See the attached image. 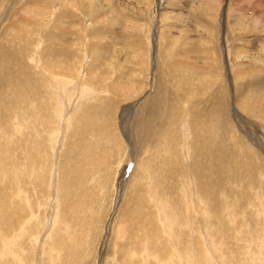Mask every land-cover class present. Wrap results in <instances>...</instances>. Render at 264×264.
<instances>
[{"label": "rangeland", "instance_id": "374dc122", "mask_svg": "<svg viewBox=\"0 0 264 264\" xmlns=\"http://www.w3.org/2000/svg\"><path fill=\"white\" fill-rule=\"evenodd\" d=\"M263 43L264 0H0V263L264 264V234L247 217L264 211V171L254 173L256 190L244 178L243 194L222 191L216 218L201 189L205 203L184 196L202 129L219 145L220 180H230L231 161L250 166L236 139L264 163V110L237 92L264 80ZM182 68L206 75L213 93L226 89L216 117L188 109L205 101L197 85L185 92ZM33 92L24 101L38 106L8 102ZM84 183L85 200V188L73 189ZM178 231L193 242L183 246Z\"/></svg>", "mask_w": 264, "mask_h": 264}, {"label": "bare ground", "instance_id": "6f19581e", "mask_svg": "<svg viewBox=\"0 0 264 264\" xmlns=\"http://www.w3.org/2000/svg\"><path fill=\"white\" fill-rule=\"evenodd\" d=\"M203 6V5H202ZM205 6V5H204ZM206 7V6H205ZM212 8V7H211ZM228 12V11H227ZM238 15V14H237ZM58 18V17H57ZM261 32V31H260ZM131 38V37H130ZM65 40V39H64ZM232 40V39H231ZM171 43V42H170ZM173 44V43H172ZM262 44V43H261ZM264 44V43H263ZM61 46V45H60ZM66 49V48H65ZM69 58V57H68ZM191 60V59H190ZM190 60H189V62H190ZM186 61V60H185ZM264 62V61H263ZM60 63H62V62H60ZM103 65H104V63H102ZM180 64H181V62H180ZM184 65V64H183ZM57 66V65H56ZM174 66V65H173ZM203 66V65H202ZM59 67V66H58ZM62 67V66H61ZM183 67V66H182ZM185 67H188L187 65H185ZM192 67V66H191ZM211 67V66H210ZM38 68V67H37ZM180 68V67H179ZM193 68V67H192ZM254 68H256V67H254ZM43 69V68H42ZM46 69V68H45ZM177 69V68H176ZM184 68H182V70H183ZM211 69V68H210ZM250 69V68H249ZM44 70V69H43ZM181 70V71H182ZM251 70V69H250ZM180 71V72H181ZM247 71H249V70H247ZM171 73V72H170ZM246 73V72H245ZM244 73V74H245ZM43 74V73H42ZM109 74V73H108ZM177 74V73H176ZM183 76H184V78L183 77H181V78H183V80H184V89H185V92L188 90V88L189 87H192V86H195V85H197V86H199L202 90V94H201V100L199 101V102H204L205 101V108H203V107H198V103H196L195 101H191L190 103H189V106H188V109H190L191 111H199V110H204L205 109V113L204 114H202L201 115V120L204 118V116H205V114L206 113H209L211 116H217V111H218V106L222 103V97H224V99L226 98L225 97V94L224 93H226L227 94V91H226V89L224 88L222 91H221V88H219L218 89V93L216 92V93H213L215 90H211L212 89V85L211 86H209L208 87V84H210V83H208L209 82V80H207V76L206 75H204V74H201V73H199V72H188L187 70H183L182 71V73H181ZM253 74V73H252ZM100 75V74H99ZM40 76H43V75H41L40 74ZM170 76V75H169ZM88 77V76H87ZM207 77V78H206ZM46 78V77H45ZM64 78V77H63ZM13 81V80H12ZM257 81V80H256ZM21 82L19 81V83H17V84H20ZM244 83H246L245 81L243 82V84ZM182 84V85H183ZM261 84H263V85H261ZM102 89V88H101ZM100 89V90H101ZM164 89V88H163ZM182 90V89H181ZM20 91H23V90H20ZM163 92V91H162ZM181 92V91H180ZM189 94H190V91H187ZM237 92H238V97H239V99L240 100H243V99H246V105H247V107L248 108H251L252 106L254 107L252 110H253V112H255V114H258V113H260L262 110H264V80H260V81H258V82H256V83H252L251 81L249 82V83H246L245 85H243L242 87H238L237 86ZM101 93V92H100ZM32 94V95H31ZM34 94H36V93H29V94H25V95H18L15 99H12V100H9L8 102H13V103H15V104H18V102L21 100V97L23 98V101H22V104H27L30 108L31 107H35V106H38L39 105V103L38 102H32V101H35V100H31V98H33V95ZM183 94V93H182ZM29 95H31L30 97V100L28 101H24V100H26L27 99V97H29ZM52 95H53V93H52ZM178 95H179V93H178ZM185 95V94H184ZM204 96V97H203ZM93 97H94V95H93ZM190 97V96H189ZM203 98V99H202ZM91 99V98H90ZM100 99V98H99ZM192 99V98H191ZM71 100V99H70ZM48 101V100H47ZM95 101V100H94ZM98 101H100V100H98ZM98 101H96V102H98ZM227 101V100H226ZM32 102V103H31ZM96 102L93 104V105H91L93 108L91 109V110H93V109H95V108H97V107H100L101 108V106L99 105V103L98 104H96ZM237 102V101H236ZM71 103V102H70ZM82 103H83V100H82ZM85 103V102H84ZM194 103H195V105H194ZM238 103V102H237ZM112 104V103H111ZM8 105L9 104H6V103H4V106L3 107H5V108H7L8 107ZM87 105V104H86ZM88 105H90V104H88ZM238 105V104H237ZM239 105H240V103H239ZM12 106V105H11ZM15 106H17V105H15ZM19 106V105H18ZM26 106V105H25ZM83 106V105H82ZM40 107V106H39ZM57 107V106H56ZM84 107V106H83ZM85 107H87V106H85ZM1 108V107H0ZM245 108V107H244ZM15 109V108H14ZM29 109V108H28ZM240 109V108H239ZM2 110V109H1ZM36 110H39V108H37ZM78 110H79V108H78ZM248 110H250L251 111V109H248ZM10 111V110H9ZM13 111V110H12ZM29 111H31L30 109H29ZM44 111V110H43ZM46 111V110H45ZM76 111V110H75ZM228 111V110H227ZM8 112V111H7ZM31 112H34V111H31ZM30 112V113H31ZM90 112V111H89ZM13 113V112H12ZM24 113V112H23ZM28 113V112H27ZM37 113V112H36ZM36 113H35V116H36ZM72 113V112H71ZM32 114V113H31ZM30 114V116H31V118H32V116H33V114L31 115ZM50 114V113H49ZM49 114H45V117H46V115H49ZM73 114H75V112L73 113ZM7 115V114H6ZM24 115V114H23ZM76 115H77V113H76ZM102 115V114H101ZM27 116V115H26ZM29 116V117H30ZM41 116H43V113L41 114ZM51 115H49V117H50ZM73 116V115H72ZM83 116V115H82ZM5 117V116H4ZM9 117V116H8ZM13 117V116H12ZM11 117V118H12ZM25 117V116H24ZM81 116H79V119H85V118H83V117H81ZM102 117V116H101ZM122 117V116H121ZM3 118V117H2ZM18 118V117H17ZM20 118V117H19ZM23 118V117H22ZM21 118V119H22ZM40 118H42V117H40ZM47 118V117H46ZM52 118V117H51ZM9 119V118H8ZM8 119H6L7 120V125L9 124L8 123ZM20 119V120H21ZM25 119V118H24ZM28 119V118H27ZM26 119V122L28 121ZM39 119V118H38ZM78 119V120H79ZM101 119V118H100ZM10 120V119H9ZM30 120V119H29ZM40 120V119H39ZM50 120V119H49ZM35 121V120H34ZM41 121H42V119H41ZM43 121H44V117H43ZM50 121H53V120H50ZM84 121V120H83ZM82 121V122H83ZM85 121H86V119H85ZM84 121V122H85ZM120 121H122L123 122V119L121 118L120 119ZM1 122V121H0ZM26 122H25V125H26ZM29 122V121H28ZM39 122V121H38ZM21 123V122H20ZM34 123V122H33ZM36 123V122H35ZM40 123V122H39ZM56 123H58V122H56ZM61 123V122H60ZM121 123V122H120ZM211 123H213V121L211 122ZM15 124V123H14ZM14 124H13V126H14ZM122 124V123H121ZM218 124H219V122L218 121H216V123L215 124H212V126H213V129H214V132H215V134H218ZM6 125V126H7ZM9 126H12V125H9ZM12 126V127H13ZM27 126V125H26ZM25 126V127H26ZM34 126H35V124H34ZM34 126H32V127H34ZM38 126V125H37ZM58 126H59V123H58ZM57 126V127H58ZM63 126V125H62ZM28 127V126H27ZM60 127V126H59ZM7 128V127H6ZM14 128H15V126H14ZM36 128V127H35ZM8 129H9V127H8ZM58 129V128H57ZM232 129H233V124H232ZM18 130V129H17ZM26 131V130H25ZM24 132V131H23ZM12 133V132H11ZM16 134V133H15ZM25 134V133H24ZM235 134V133H234ZM10 135V134H9ZM19 135V134H18ZM21 135V134H20ZM56 135V134H55ZM19 137V136H18ZM29 137H31V136H29ZM128 137V136H127ZM237 137V136H236ZM7 138H8V135H7ZM40 138V137H39ZM56 138H57V136H56ZM60 138V137H59ZM235 138V137H234ZM233 138V139H234ZM239 138V137H238ZM15 139V138H14ZM129 139V138H128ZM241 139V138H240ZM32 140H33V138H32ZM36 140H38V139H36ZM40 140V139H39ZM33 141H35V139L33 140ZM33 141L31 142V143H33ZM241 140H234L233 141V148L236 150V152H238V153H240V152H242V153H244V156H249L250 157V166L249 167H246V166H240V164H237L236 162H234V161H231V163H230V168H231V173H230V180L229 181H222V180H220L219 179V174H220V170H219V156H222L221 155V152H220V150H219V145H218V143H217V141H216V139H214V138H212V135H210V134H208L205 130H203L202 129V133H201V135L196 139V141H195V145H194V148H193V154L191 155V157H190V160H191V166H190V171H191V173H192V175H193V180L195 181V186H194V188H191L189 185H188V183L186 182V186H187V188H188V190H190V191H187V192H185L184 194V196L185 197H187V196H189L191 193L193 194H195V198L196 199H198V197H199V199H198V201H200V202H202V203H205V201L201 198V195L199 194V189H201L202 190V194L204 195L205 194V196H203V197H205V198H208V199H210V200H212V204H213V208H212V210H213V212H212V217H217V214H218V209L222 206V204L223 203H225V201H226V199L227 198H230L229 196L230 195H239V193L240 194H243V180H244V178H246L247 180H248V182H249V185H250V187H252V188H254L255 190H256V186H253V185H255V184H253L254 183V173H255V171H264V163H263V158L261 157V156H255V155H253L252 153H250V151H249V147L244 143V142H240ZM37 142V141H36ZM40 142V141H39ZM34 145V144H33ZM38 145H40V143L38 144ZM260 149H263V148H261V147H259ZM70 150V149H69ZM68 150V151H69ZM252 150V149H251ZM254 150V149H253ZM67 151V152H68ZM72 151V150H71ZM255 152H257V151H255ZM72 155V154H71ZM35 156V155H34ZM37 156V155H36ZM68 158V157H67ZM11 159V158H10ZM78 159V158H77ZM80 159V158H79ZM82 159V158H81ZM14 163H16V162H14ZM30 164H32L33 165V163H30ZM57 164V163H56ZM19 165V164H18ZM17 165V166H18ZM16 166V165H15ZM31 166V165H30ZM32 167V166H31ZM17 168V167H16ZM34 168V167H33ZM76 169H77V171L78 172H81V171H83V174H82V177L80 178V180L81 181H85V179H86V175H85V173L84 172H86V171H84V170H82L81 168H80V166L78 165L77 167H76ZM243 169V170H242ZM21 170V169H20ZM20 170H19V172H20ZM24 170V169H23ZM27 170V169H26ZM31 170V169H30ZM64 170H66L65 172H66V174H61V177L63 176L64 178H69V175L67 174L68 172H71V167H70V171H68L67 172V169H64ZM72 170H73V168H72ZM48 171V170H47ZM24 172V171H23ZM91 173V172H90ZM92 174V173H91ZM17 176V175H16ZM210 178H211V180H212V184H210L209 182H208V180H210ZM32 179V178H31ZM177 179L178 180H181V183L183 182L184 183V181H185V179H184V176L182 175V174H179L178 176H177ZM12 181V180H11ZM21 182V181H20ZM62 182V181H61ZM64 182L65 183H67L65 180H64ZM85 182H87V181H85ZM22 183V182H21ZM20 183V184H21ZM83 183V182H82ZM46 184V183H45ZM57 184V183H56ZM81 184V183H80ZM234 184H235V187H234ZM84 185H85V183H84ZM21 186V185H20ZM55 187V186H54ZM58 188V187H57ZM82 188H85V191H86V193H85V195H84V193H83V195H84V200H85V196H86V194H90L89 192V188L87 187V185H85V186H82V187H79V185L77 186V185H75L74 187H73V189H77V191H79V190H81ZM236 188V189H235ZM192 189H194V190H192ZM59 190H61L62 191V189H59ZM16 191V190H15ZM74 191V190H73ZM226 192L225 193V195H226V199L225 200H221L220 199V196H219V194L221 193V192ZM21 192V191H20ZM67 192V191H66ZM61 193V192H60ZM76 193V192H75ZM179 193V192H178ZM79 194V193H78ZM77 194V195H78ZM181 194H182V192H181ZM257 194H259V193H257ZM65 195V194H64ZM76 195V196H77ZM62 196V195H61ZM82 196V195H81ZM192 196V195H191ZM19 197H20V195H19ZM22 197V196H21ZM60 197V196H59ZM74 197V196H73ZM73 197H72V199H73ZM77 197H79L80 198V196H77ZM89 197V196H88ZM249 197H253V195H249ZM27 198V197H26ZM256 198H258V197H256ZM77 199V198H76ZM87 199V202L89 203V202H91L90 201V199L89 198H86ZM89 199V200H88ZM63 200V199H62ZM66 200V199H65ZM68 200V199H67ZM75 200V199H74ZM251 200H254V197L251 199ZM194 201H197V200H194ZM61 203V202H60ZM80 203V202H79ZM82 203V202H81ZM86 202H84V204H85ZM209 203V202H208ZM73 204V203H72ZM83 204V205H84ZM89 204H91V203H89ZM196 204V203H195ZM56 205H58V204H56ZM76 205V204H75ZM75 205H73V206H75ZM79 205V204H78ZM77 205V206H78ZM86 205H87V203H86ZM251 205H253V204H251ZM259 206H260V204H259ZM22 207V206H21ZM58 207H60V206H58ZM82 207V206H81ZM24 209H26L25 207H23ZM73 208V207H72ZM241 208H243V207H241ZM252 209V208H251ZM26 210H28V209H26ZM59 210V209H58ZM263 210V208L260 206V209H259V211L260 212H264V211H262ZM19 212L20 211H22V210H18ZM24 211V210H23ZM32 211V210H31ZM35 212V211H34ZM250 212L252 213L253 211L252 210H250ZM26 213V212H25ZM249 213V212H248ZM253 213H255V216L253 215V214H250V215H248L247 214V217L248 218H250V219H254V218H257L258 219V222H257V226L260 228V230H259V232H258V234H256V237H258V239H259V237L261 238V236L264 234V214H262V213H257V211H256V209H254V212ZM2 214H4V211H3V213ZM29 214V213H28ZM22 215H24V218H25V214H22ZM57 215V214H56ZM77 215V214H76ZM92 215V214H91ZM2 216V215H1ZM21 216V215H20ZM74 216H75V214H74ZM27 217H29V216H27ZM22 218V217H21ZM31 218V217H30ZM76 219V218H75ZM74 219V220H75ZM161 219V218H160ZM81 220H83V218L81 217ZM235 220V219H234ZM233 220V221H234ZM33 221H35V220H33ZM216 221H218V222H220L221 220L220 219H216L215 220V222ZM56 222V221H55ZM59 222V221H58ZM76 222H77V220H76ZM85 222V221H84ZM83 222V229H85L86 227L84 226L85 225V223ZM89 222V224L90 225H93V223H91L89 220H87V223ZM20 223V222H19ZM57 223V222H56ZM56 223H54V225L56 224ZM254 223V222H253ZM21 224V223H20ZM59 224V223H58ZM128 224V223H127ZM162 224V223H161ZM77 225V224H76ZM39 226V225H38ZM38 226H37V228H38ZM51 226V225H50ZM56 226V225H55ZM82 226V225H81ZM124 226V225H123ZM126 226V225H125ZM247 226H249V225H247ZM45 227V226H44ZM44 227H41L42 228V230H43V228ZM52 227H54L53 225H52ZM58 227V226H57ZM79 227V226H78ZM77 227V228H78ZM85 227V228H84ZM128 227V226H127ZM204 227H207V228H211V225L210 226H208V224H206V226H204ZM12 228V227H11ZM28 228V227H27ZM63 228V227H62ZM82 228V227H81ZM31 229H35V228H31ZM249 229H251V227L249 228ZM12 230H14V228L12 229ZM25 230H26V226H25ZM37 230V229H36ZM35 230V231H36ZM86 230V229H85ZM15 231V230H14ZM57 231H58V229H57ZM59 231H60V229H59ZM82 231H84V230H82ZM89 231V230H88ZM236 231H237V233H238V235H239V230L238 229H236ZM28 232V231H27ZM32 232V231H31ZM34 232V231H33ZM47 232V231H46ZM67 232V231H66ZM80 232V231H79ZM41 233H42V231H41ZM49 233H50V231H49ZM68 233V232H67ZM186 233L188 234L189 233V229H187L186 230ZM186 233H185V231H178L177 232V238L180 240V242L182 243V245L184 246H186V245H189V243H191V242H193L192 240H191V242L190 241H187V236H186ZM10 234V233H9ZM54 234V233H53ZM68 234H70V233H68ZM67 234V235H68ZM84 234H85V232H84ZM31 235V234H30ZM45 235V234H44ZM47 235H48V233H47ZM50 235V234H49ZM48 235V236H49ZM57 235V234H56ZM55 235V236H56ZM73 235V234H72ZM77 235V234H76ZM10 236V235H9ZM25 236V235H24ZM66 236V235H65ZM70 236V235H69ZM15 237V236H14ZM17 237V236H16ZM30 237V236H29ZM86 237V236H85ZM137 236H135V238H136ZM140 237V236H139ZM139 237H138V239H139ZM44 239H45V237H43ZM53 239L55 238L54 236L52 237ZM59 238V237H58ZM63 238V237H62ZM61 238V239H62ZM72 238V237H71ZM75 238V237H74ZM132 238V237H131ZM141 238V242H140V244H142L143 246H145L146 244H147V237H140ZM195 238V237H194ZM197 238V237H196ZM195 238V239H196ZM251 238L253 239V238H255V235H253V236H251ZM40 239V238H39ZM256 240H257V238H255ZM264 239V238H263ZM2 240V239H1ZM12 240V239H11ZM23 240V239H22ZM30 240H32V242H33V239H31L30 238ZM35 240V239H34ZM46 240V239H45ZM45 240H44V242H45ZM48 243H50V237L48 238ZM55 240V239H54ZM53 240V241H54ZM60 240V239H59ZM71 240V239H70ZM132 240V239H131ZM130 240V241H131ZM137 240V239H136ZM5 241V240H4ZM8 241V240H7ZM19 241V240H18ZM21 241V240H20ZM20 241L18 242V244L20 243ZM37 241H38V239H37ZM40 241H42V238H41V240ZM47 241V240H46ZM62 242H63V239L61 240ZM74 241V240H73ZM72 241V242H73ZM77 241V240H76ZM85 241V240H84ZM248 241V240H247ZM254 241V240H253ZM1 242V241H0ZM25 242V241H24ZM55 242V241H54ZM132 242V241H131ZM4 243V242H3ZM9 243V242H8ZM11 243V242H10ZM22 243V242H21ZM26 243V242H25ZM42 243V242H41ZM40 243V244H41ZM51 243H52V241H51ZM56 243V242H55ZM253 243V242H252ZM6 243H4V245H5ZM15 244V243H14ZM13 244V245H14ZM30 244H31V242H30ZM29 244V245H30ZM39 244V243H38ZM46 244H47V242H46ZM58 244V243H57ZM59 244H60V242H59ZM67 244V243H66ZM83 244V243H82ZM134 244H135V242H134ZM140 244H138L139 246H140ZM215 245L217 244V243H214ZM262 244V243H261ZM12 245V244H11ZM28 245V246H29ZM44 245H45V243H43V248H44ZM56 245V244H55ZM75 245V244H74ZM76 245H77V243H76ZM84 245V244H83ZM209 245V244H208ZM241 245H243L242 243H241ZM247 245V244H246ZM264 245V244H263ZM10 246V245H9ZM20 246V245H19ZM46 246V245H45ZM86 246V245H85ZM88 246V245H87ZM197 246V245H196ZM201 246V245H200ZM210 246V245H209ZM248 246H250L251 247V245H250V241H249V245ZM56 247V246H55ZM58 247L60 248V246L58 245ZM57 247V248H58ZM242 247V246H241ZM244 247V246H243ZM41 248H42V245H41ZM46 248H48V247H46ZM86 248V247H85ZM142 248V247H141ZM204 248H206V246H204ZM203 248V249H204ZM9 249V248H8ZM14 249H15V247H14ZM20 249V248H19ZM22 249V248H21ZM29 249V248H28ZM45 249V248H44ZM55 249V248H54ZM62 249H64V247L62 248ZM79 249H81V247L79 248ZM183 249H185V248H183ZM202 249V248H201ZM209 249V248H208ZM23 250V249H22ZM57 250V249H56ZM60 250V249H59ZM87 250V249H86ZM134 250V249H133ZM178 251H182V250H179V249H177ZM206 252H207V254L209 255V256H211L210 254H212V253H210L209 254V252H210V250L209 251H207L206 249H204ZM72 251H73V248H72ZM76 251H77V249H76ZM79 251V250H78ZM81 251V250H80ZM212 251V250H211ZM30 252V251H29ZM42 252H44V250L42 251ZM4 253V252H3ZM13 253H14V251H13ZM19 253V252H18ZM17 253V254H18ZM22 253H24V252H21V254ZM36 253V252H35ZM47 253V252H46ZM59 253V252H58ZM68 253V252H67ZM74 253H76V252H74ZM82 253H83V248H82ZM149 253V252H148ZM181 253V252H180ZM214 253V252H213ZM5 254V253H4ZM16 254V253H15ZM20 254V255H21ZM34 254V253H33ZM142 254V253H141ZM260 254H263L262 253V251H261V253ZM35 255V254H34ZM75 255V254H74ZM80 255V254H79ZM149 255H153V254H151V253H149ZM7 256V255H6ZM46 256H47V254H46ZM60 256V255H59ZM71 256V255H70ZM207 256V255H206ZM262 256V255H261ZM0 257H1V255H0ZM21 257V256H20ZM32 257V256H31ZM34 257V256H33ZM75 257V256H74ZM149 257V256H148ZM212 257V256H211ZM8 258V257H7ZM2 259H4L3 257H2ZM12 259V258H11ZM49 259V258H48ZM53 259V258H52ZM150 259V258H149ZM259 259H262V258H259ZM5 260V259H4ZM3 260V261H4ZM9 260V259H8ZM166 260H168V262L166 261ZM166 260L164 259V260H162L161 262L162 263H165V264H170L171 262H172V258L170 259V258H166ZM1 261V260H0ZM14 261V260H13ZM33 261V260H32ZM171 261V262H170ZM2 262V261H1ZM9 262V261H8ZM106 262V261H105ZM170 262V263H169ZM6 263V262H5ZM16 263V262H15ZM23 262H21V264H22ZM65 263V262H64ZM0 264H2V263H0ZM11 264H13L12 263V261H11Z\"/></svg>", "mask_w": 264, "mask_h": 264}]
</instances>
